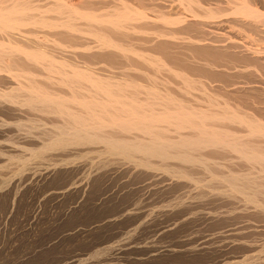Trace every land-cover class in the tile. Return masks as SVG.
<instances>
[{"label": "bare ground", "instance_id": "bare-ground-1", "mask_svg": "<svg viewBox=\"0 0 264 264\" xmlns=\"http://www.w3.org/2000/svg\"><path fill=\"white\" fill-rule=\"evenodd\" d=\"M263 9L264 0H0V128L36 141L18 155L0 149L12 211L21 193L39 191L37 204L53 202L59 220L113 207L102 218L125 222L126 236L185 238L170 254L206 252L218 237L244 252L227 264H262L253 252L264 234ZM201 223L212 225L205 237ZM70 228L63 235L90 233Z\"/></svg>", "mask_w": 264, "mask_h": 264}, {"label": "rangeland", "instance_id": "rangeland-1", "mask_svg": "<svg viewBox=\"0 0 264 264\" xmlns=\"http://www.w3.org/2000/svg\"><path fill=\"white\" fill-rule=\"evenodd\" d=\"M201 1L205 3L209 2V0H201ZM41 4H45V2H42ZM174 5L175 6L173 7L175 8L173 9L172 7V9H170L169 12L172 15L177 14L179 12L178 9L180 10V6L178 5V2L174 3ZM235 29L236 28H233L232 30L228 29L226 31H228V34L231 36L236 34L235 35L236 37L243 39H247L244 38L246 35L247 36L249 34L252 35V33H248V34L244 33L245 34L244 36L242 33L236 31L238 28L236 30ZM215 54L217 55V53L214 51L201 52V56L204 57L207 56L209 59L212 60H215L216 58L220 60L218 55H217L218 57L217 56L214 57ZM213 57L215 59H213ZM222 58H224L222 61L224 60L226 61L228 60L229 57L225 56ZM98 65H96L95 67H97ZM101 65L104 66L105 64L102 63ZM200 72L207 74L205 73V71L203 72V70ZM208 74L210 75L209 72ZM210 76L213 75L211 74ZM217 76L214 77L218 79H223L224 77V76L223 77L222 76L217 77ZM225 78L223 80L226 81L229 80ZM1 118L3 119V117L0 116V122H1ZM24 119H26L27 121V118ZM24 119L22 120L23 122L21 121L23 124L26 123ZM2 128L3 129L7 128V132L5 129V132L7 133L6 135H4V130L1 132ZM2 128H0V135H1L0 149L6 151L7 156L13 154L18 155L19 153H22L23 150L22 148L24 146H27L28 143L30 144L28 146H31L32 142L33 144L36 142V141L29 142L27 140L26 142L23 137L25 133L23 132V135L20 136L19 134H21V132H18L15 127L8 128V126L6 127L3 126ZM14 137L17 139H14ZM4 159L6 160V157L0 159L1 161L0 165L1 164L3 165V163L5 162ZM9 169L10 171H7L8 169H5L6 171L3 170L4 173L3 172L1 173V175L3 176L5 175V177L0 176V178L3 177V179H6V181L7 179L9 180V182L7 181L6 186L10 185L14 180V178L12 179L13 173H11L12 167H10ZM100 187L101 186L99 185L98 188L100 189ZM94 189H96V187ZM38 192L39 191H33L32 193H30V191H25V193L24 192L21 193L23 195L21 194L19 195L20 201L19 200L17 201L13 211H12L13 203L11 201V198L8 195H6L7 193L5 194L3 193V195L2 194L0 195V264H224V263L227 264V262H232L235 258L237 259L238 257L243 256L242 254H244L243 251L241 252L242 249L240 248L238 249L237 247L235 248L231 246L229 247L224 246V245H228V243L226 244L224 243L223 245L221 243L223 238H218V237L212 240L211 246L213 244L212 246L213 248L215 243L216 245L218 244L219 246L215 245V248L213 249L210 248L206 252L200 251L198 253L192 252L190 254L189 252L181 251L170 254V252L164 250L173 249V248L183 249L182 246L185 243V238L183 237L174 238L172 236H164V235H161L162 236L161 237L160 235L157 236L154 234L136 235L135 237L132 235L131 237L129 234H127L126 236L125 232H126L127 224L125 222H121L120 225H118L119 223L113 225V224H108L107 221L104 220V218H102L105 215V211H109V210L111 211L113 207L108 209L87 208L86 209L87 211L85 209H82V211L81 210L79 211L80 214L78 212L74 214V216H77L75 217V220L73 219L74 216L72 215L71 217L65 218L64 220L63 219L59 220L57 217H55L56 218L55 219L51 216V214L55 212L54 203L53 202H52L53 204L51 202H50L51 204L42 203L41 206L40 203L37 204L36 197L40 193ZM48 210L51 211V214ZM38 212L40 215H37L38 217H36V214ZM80 215H82V217ZM34 217H36L35 220ZM102 220L105 222V224ZM162 222L164 221L162 220ZM74 223L78 224L79 227ZM156 224L158 225V223H154L153 225ZM74 226L80 229L85 228L84 230H88L90 233L88 232L89 234L87 233L78 234L72 237L63 235L66 234L67 229H69L70 227L73 228ZM211 226H209L208 224L202 225L201 223L200 225L195 227L200 229L202 236L205 237L212 230ZM212 228H214V226ZM262 235L261 236L257 235L254 237L255 243L257 242L256 245L258 244L256 246L258 251L255 250L253 254L255 253L254 256L255 255L258 256L257 255L258 253L260 256H258L259 258L255 256L256 257L255 260H257V262H261L262 264H264L263 262L264 234ZM219 243H221L222 245H220ZM156 246H158L159 248ZM219 247L220 249L223 247L222 249L226 251L218 250ZM159 251L161 252L159 253ZM261 251L263 252L262 253L263 255L261 254ZM156 252L159 254H157L155 257Z\"/></svg>", "mask_w": 264, "mask_h": 264}]
</instances>
